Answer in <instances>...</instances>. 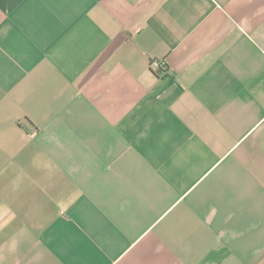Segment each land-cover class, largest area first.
I'll return each instance as SVG.
<instances>
[{"label":"crops","instance_id":"crops-1","mask_svg":"<svg viewBox=\"0 0 264 264\" xmlns=\"http://www.w3.org/2000/svg\"><path fill=\"white\" fill-rule=\"evenodd\" d=\"M0 264H264V0H0Z\"/></svg>","mask_w":264,"mask_h":264},{"label":"built area","instance_id":"built-area-1","mask_svg":"<svg viewBox=\"0 0 264 264\" xmlns=\"http://www.w3.org/2000/svg\"><path fill=\"white\" fill-rule=\"evenodd\" d=\"M152 69L159 75L162 76L163 74L167 73L168 66L164 61H153L151 63Z\"/></svg>","mask_w":264,"mask_h":264}]
</instances>
